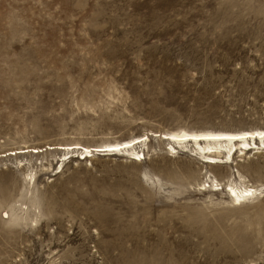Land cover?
<instances>
[{
  "label": "rangeland",
  "instance_id": "374dc122",
  "mask_svg": "<svg viewBox=\"0 0 264 264\" xmlns=\"http://www.w3.org/2000/svg\"><path fill=\"white\" fill-rule=\"evenodd\" d=\"M249 131L264 0H0V264H264V147L210 166L151 136Z\"/></svg>",
  "mask_w": 264,
  "mask_h": 264
},
{
  "label": "bare ground",
  "instance_id": "6f19581e",
  "mask_svg": "<svg viewBox=\"0 0 264 264\" xmlns=\"http://www.w3.org/2000/svg\"><path fill=\"white\" fill-rule=\"evenodd\" d=\"M152 137L159 138L162 141H165L169 145V149L171 151H175L178 147H182L187 149L189 152L194 154V156H198L203 158V160L207 162H203L204 164L211 165L212 163H221L225 161V164L231 162L234 158H230L233 152H237V144L240 145V151L248 152L250 150H254V147L259 148V146L264 147V131H249V132H241V133H168V134H157L152 133ZM146 141H149L148 135H144L130 141L122 142L119 144L111 145V146H103V147H82L79 145H70V146H57V147H47V150H57V151H67L66 154H73L75 151L82 152L83 156L89 158L94 152H102V151H123L126 150L127 153H131V156L138 157L139 153L135 152L134 146L138 144H142ZM130 148V149H129ZM256 149V148H255ZM258 151L260 149H257ZM42 151L40 150H29L22 149L18 152L9 153L8 156H16V155H26V154H40ZM77 152V153H78ZM87 154V155H86ZM232 154V155H231ZM190 156V155H189ZM193 156V157H194ZM222 157V161L218 160V157ZM2 157V156H1ZM84 159V160H85ZM198 159V158H197ZM133 160V159H132ZM136 161V160H134ZM216 166V164H215ZM217 185V184H216ZM230 197L237 204H241L245 202L248 198L254 197L258 190H253L251 187L245 188H229L227 190Z\"/></svg>",
  "mask_w": 264,
  "mask_h": 264
}]
</instances>
